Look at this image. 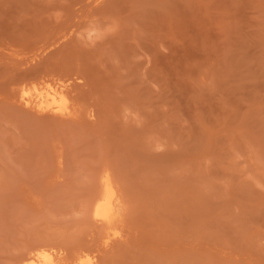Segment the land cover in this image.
I'll use <instances>...</instances> for the list:
<instances>
[{
	"label": "rangeland",
	"instance_id": "374dc122",
	"mask_svg": "<svg viewBox=\"0 0 264 264\" xmlns=\"http://www.w3.org/2000/svg\"><path fill=\"white\" fill-rule=\"evenodd\" d=\"M41 247L264 264V0H0V264Z\"/></svg>",
	"mask_w": 264,
	"mask_h": 264
},
{
	"label": "bare ground",
	"instance_id": "6f19581e",
	"mask_svg": "<svg viewBox=\"0 0 264 264\" xmlns=\"http://www.w3.org/2000/svg\"><path fill=\"white\" fill-rule=\"evenodd\" d=\"M20 97L26 104H36L38 107L43 106L45 103V97L43 94H31L29 90L22 87ZM53 102L55 103L54 109L63 110L66 108L64 99L62 96H57L56 92L53 93ZM44 108V106H43ZM115 190L108 178L104 179V190L101 196L96 200L93 215L108 223L112 224L117 217V207L114 202ZM119 234L116 229H112L107 235L108 238L115 237ZM24 264H57L51 257V253L45 249L40 248L35 253L26 255L23 259Z\"/></svg>",
	"mask_w": 264,
	"mask_h": 264
}]
</instances>
